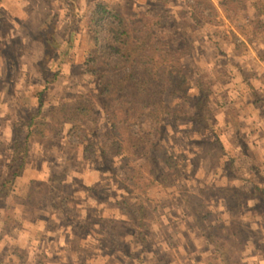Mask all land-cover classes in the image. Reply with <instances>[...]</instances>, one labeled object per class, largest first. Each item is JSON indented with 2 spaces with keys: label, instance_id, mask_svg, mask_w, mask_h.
Listing matches in <instances>:
<instances>
[{
  "label": "rangeland",
  "instance_id": "obj_1",
  "mask_svg": "<svg viewBox=\"0 0 264 264\" xmlns=\"http://www.w3.org/2000/svg\"><path fill=\"white\" fill-rule=\"evenodd\" d=\"M105 1L119 12L132 14L141 11L146 0ZM200 1L197 7L203 8L204 15L209 13L208 3L220 9L224 2ZM169 3L159 29L175 32L185 26L192 52H184L183 60L191 78L210 94L217 127L164 116L162 140L177 166L165 168L150 188L156 208L145 220L144 242L139 228L117 204L135 199L119 180L130 165L117 154L108 155L106 162L100 156V137L109 125L105 116L94 125L84 118L76 128L66 125L58 131L54 126L49 135L32 140L26 172L16 179L10 194L0 198V216L6 223L17 221L24 237L19 249L25 252H18L17 264H225L224 259L227 264H264V201L244 199L236 191H251L248 177L253 169L250 159L238 154L240 147L227 126L225 110L239 116L242 132L251 142L255 169L264 172V60L256 58L258 44L239 42L244 35L237 27L257 13L247 0L231 17L220 13L218 22H194L187 14H178L189 11L182 0ZM66 11L67 0H0V180L10 160L14 120L26 119L36 109L37 93L41 91L44 100L73 99L94 84L85 73L75 74L68 61L62 65L64 74L47 91L35 72V65L43 69L45 59L41 44L27 31L51 21L56 36L64 37L69 24ZM256 26L245 29L254 31ZM257 35L255 43L263 39ZM183 109L191 113L193 103ZM143 126L150 130L153 123L146 119ZM218 137L235 155L234 161L223 154ZM64 168L65 178L52 196L49 176ZM44 232L49 235L36 243V233Z\"/></svg>",
  "mask_w": 264,
  "mask_h": 264
},
{
  "label": "trees",
  "instance_id": "obj_2",
  "mask_svg": "<svg viewBox=\"0 0 264 264\" xmlns=\"http://www.w3.org/2000/svg\"><path fill=\"white\" fill-rule=\"evenodd\" d=\"M182 1L188 5L189 11L184 10L179 15L185 17L187 14L194 22L214 23L221 20L216 19L220 13L231 17V12L242 9L247 0H224L220 9L212 2L208 3L205 7L209 10L207 15H204L203 8L197 7L202 1ZM169 2L173 0H146L141 11L128 14L117 11L105 0H84L83 5L77 0H67L69 24L64 37L56 36L55 24L51 21H45L35 31H27V35L43 49V69L35 65L37 76L44 81L43 91L49 90L50 85L64 74L62 65L66 61L71 63L75 74L85 73L94 84L73 99L44 100L40 91L36 109L31 110L26 119L14 120L10 160L6 164V174L0 180V198L10 194L16 179L23 174L32 140L49 135L54 126L58 131L66 125L73 128L84 118L92 119L94 125L103 115L109 125L100 137V156L106 162L108 155L117 154L130 165L119 180L127 193L135 194V199L117 201V204L129 215L130 223L139 228L141 241H146L145 220L148 212L156 208L150 188L157 184V176L163 174L165 168L175 169L177 166L174 155L162 140L164 116L189 119L211 129L217 127L211 115L210 94L202 88L200 81L191 78L183 60L185 53L192 52V41L185 26L181 25V29L175 32L159 29L161 16L167 13ZM251 4L257 15L237 25L244 35L239 42L258 44L257 57L264 60V2L251 0ZM253 23L257 25L254 31H247L245 27ZM256 33L263 39L255 43L253 37ZM214 41L218 42L217 39ZM190 103H193V111L188 113L183 108ZM261 105L264 110V100ZM226 110L227 125L232 127L240 152L249 156L253 169L248 177L251 191L240 188L236 191L239 196L245 195L244 199L260 198L264 201V172L255 169L249 139L242 132L239 116ZM146 119L153 123L150 130L143 126ZM92 133L97 134L96 129ZM217 143L223 154L231 155L220 137ZM231 158L234 161L235 155ZM66 173L64 168L49 176L53 180L50 195H54V187ZM207 238L212 240L210 235ZM125 253L131 254L128 250ZM224 260L227 264V259Z\"/></svg>",
  "mask_w": 264,
  "mask_h": 264
},
{
  "label": "crops",
  "instance_id": "obj_3",
  "mask_svg": "<svg viewBox=\"0 0 264 264\" xmlns=\"http://www.w3.org/2000/svg\"><path fill=\"white\" fill-rule=\"evenodd\" d=\"M229 53H230V51H229ZM216 56L217 57H214V59H217L218 60L220 57H219L218 54ZM256 58L259 59L258 61H261V62L263 61L262 59H260L258 57H256ZM252 89L255 91L254 88H252ZM258 112H260L259 109H258L257 113ZM13 126L14 125H12V127ZM12 134L13 135L11 136V140H12V137L14 136V132ZM250 143H251L250 140H248V144L249 145H250ZM10 147H11V145H10ZM238 154L240 155V157L241 156H246V157L249 158L248 155L242 154L241 152H238ZM26 170L27 169H26V165H25V170H24V172H23V174L21 176L24 175V173L26 172ZM36 235L37 236H36L35 241L37 243V242L40 241V239H44L47 235H49V233L44 232V234L41 233L40 236L38 235V233H36ZM22 237H23V235L21 233H19V226L17 225V221L14 222L13 224L6 223V220L4 219V216H0V264H17L16 263L17 261H16L15 258L19 257L20 256L19 255L20 253L23 254L25 252V249L24 250L19 249V247H22L21 245H19L20 244L19 243V240H21ZM69 245L70 246L72 245V242H70V240H69ZM26 251H27V249H26ZM18 252H19V254H18ZM45 252L48 253L47 250H45ZM87 264H89V263H87Z\"/></svg>",
  "mask_w": 264,
  "mask_h": 264
}]
</instances>
